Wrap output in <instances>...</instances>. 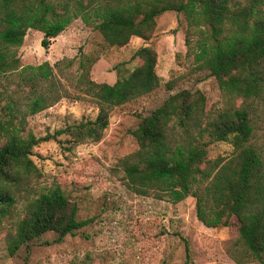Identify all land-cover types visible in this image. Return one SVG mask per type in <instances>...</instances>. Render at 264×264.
<instances>
[{
  "label": "trees",
  "instance_id": "16d2710c",
  "mask_svg": "<svg viewBox=\"0 0 264 264\" xmlns=\"http://www.w3.org/2000/svg\"><path fill=\"white\" fill-rule=\"evenodd\" d=\"M167 11L183 13L188 28L199 31L193 43L186 39L188 54L198 69L215 76L231 99L264 94V0H0V74L20 68L16 47L23 44L29 29L41 31V44L48 48L52 39L80 18L99 31L107 45L122 47L133 36L150 39L157 17ZM131 60L138 64L128 72L118 69L113 84L92 80L90 57L80 60L79 83L96 101L98 113L94 119L66 126L58 135L68 134L73 142L100 140L113 107L162 86L153 47H139ZM27 68L23 83L30 85L32 96L25 109L20 105V92L0 105V223L15 209L16 194L26 179L38 171L33 149L48 139L27 131L26 118L59 99L36 89L53 75L48 61ZM166 87L173 89L171 83ZM205 117V95L190 89L169 95L142 117L132 131L139 149L124 160L127 187L173 203L193 196L197 218L207 227L228 226L235 216L246 256L262 261L264 155L253 142L250 111L227 107ZM214 142L231 144L232 156L209 160L208 146ZM78 210L60 186L32 198L9 238L10 254L47 232L57 234L58 242L74 235L90 222L80 220ZM184 241L189 260V244Z\"/></svg>",
  "mask_w": 264,
  "mask_h": 264
},
{
  "label": "rangeland",
  "instance_id": "374dc122",
  "mask_svg": "<svg viewBox=\"0 0 264 264\" xmlns=\"http://www.w3.org/2000/svg\"><path fill=\"white\" fill-rule=\"evenodd\" d=\"M197 29L188 28L183 13L167 11L157 17L156 28L148 40L133 36L122 47L109 46L99 31L80 18L73 22L48 48L41 44L43 33L29 29L20 47H16L21 66L0 74V105L21 93L25 109L32 96L30 85L23 83L29 66L46 61L53 67L49 81L36 89L59 99L50 107L26 118V130L36 137H48L33 149L38 171L29 175L17 192L12 214L0 223V264H262L245 254L238 219L228 226H205L196 215V199L188 196L173 203L133 192L127 187L124 160L139 149L132 134L141 118L160 106L169 95L181 90H200L206 97V117L224 108L245 107L253 124V142L264 155V94L253 99H231L208 70H200L188 54L187 37L193 43ZM153 47L158 55L156 71L162 86L110 111L109 125L100 140L73 142L58 131L81 120L94 119L96 101L79 83L80 60L90 57V78L113 84L117 70H132L131 60L141 46ZM123 63V64H122ZM167 83L173 89L166 87ZM52 90L51 92L49 90ZM233 147L227 142L208 146V159H228ZM60 186L79 207L78 218L90 220L74 235L61 242L57 234L47 232L10 254L9 238L25 205L50 187ZM185 240L190 258L186 259Z\"/></svg>",
  "mask_w": 264,
  "mask_h": 264
}]
</instances>
